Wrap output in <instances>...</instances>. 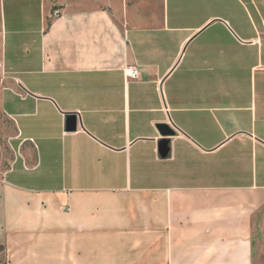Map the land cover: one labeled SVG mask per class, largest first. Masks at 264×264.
I'll return each mask as SVG.
<instances>
[{
  "label": "crops",
  "instance_id": "0c3cea01",
  "mask_svg": "<svg viewBox=\"0 0 264 264\" xmlns=\"http://www.w3.org/2000/svg\"><path fill=\"white\" fill-rule=\"evenodd\" d=\"M0 109L4 264H252L264 0H0Z\"/></svg>",
  "mask_w": 264,
  "mask_h": 264
},
{
  "label": "rangeland",
  "instance_id": "374dc122",
  "mask_svg": "<svg viewBox=\"0 0 264 264\" xmlns=\"http://www.w3.org/2000/svg\"><path fill=\"white\" fill-rule=\"evenodd\" d=\"M15 127L11 119L0 109V170L8 163L17 140L13 139ZM0 264H4V255L0 253ZM252 264H264V202L259 205L253 217Z\"/></svg>",
  "mask_w": 264,
  "mask_h": 264
},
{
  "label": "water",
  "instance_id": "95a60500",
  "mask_svg": "<svg viewBox=\"0 0 264 264\" xmlns=\"http://www.w3.org/2000/svg\"><path fill=\"white\" fill-rule=\"evenodd\" d=\"M77 123V113L76 112H65L64 113V130L73 131L76 128ZM158 128L161 134L167 137L175 136V130L166 122L158 124ZM169 138H164L159 142L158 151L160 156L164 157L169 151Z\"/></svg>",
  "mask_w": 264,
  "mask_h": 264
},
{
  "label": "built area",
  "instance_id": "2783aa9c",
  "mask_svg": "<svg viewBox=\"0 0 264 264\" xmlns=\"http://www.w3.org/2000/svg\"><path fill=\"white\" fill-rule=\"evenodd\" d=\"M125 73L129 76L135 77L137 75V70L134 67H127Z\"/></svg>",
  "mask_w": 264,
  "mask_h": 264
},
{
  "label": "trees",
  "instance_id": "16d2710c",
  "mask_svg": "<svg viewBox=\"0 0 264 264\" xmlns=\"http://www.w3.org/2000/svg\"><path fill=\"white\" fill-rule=\"evenodd\" d=\"M0 253L4 255V245L0 243Z\"/></svg>",
  "mask_w": 264,
  "mask_h": 264
}]
</instances>
